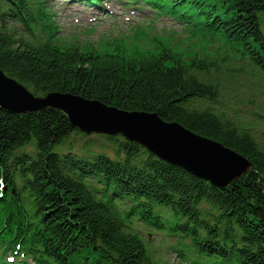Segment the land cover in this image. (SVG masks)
I'll return each instance as SVG.
<instances>
[{
    "label": "trees",
    "instance_id": "1",
    "mask_svg": "<svg viewBox=\"0 0 264 264\" xmlns=\"http://www.w3.org/2000/svg\"><path fill=\"white\" fill-rule=\"evenodd\" d=\"M145 2L176 14L191 36L221 40L223 60L248 59L264 79V0ZM56 33L42 0H0V68L36 95L156 113L252 170L221 189L121 137L102 136L109 155L64 152L78 132L61 111L0 107V263L10 254L14 264H158L135 222L174 239L193 264H264V143L233 106L219 107L218 64L165 49L103 54Z\"/></svg>",
    "mask_w": 264,
    "mask_h": 264
},
{
    "label": "rangeland",
    "instance_id": "2",
    "mask_svg": "<svg viewBox=\"0 0 264 264\" xmlns=\"http://www.w3.org/2000/svg\"><path fill=\"white\" fill-rule=\"evenodd\" d=\"M46 4L58 27V37L67 42H77L83 45L92 42L105 47V43L110 40L124 38L125 45H122L123 48L128 50L138 48L142 51L152 48V39L156 37L161 41L168 42L172 47L197 52L206 55L208 59L218 55V44L206 45L188 37L179 25L166 21H156L158 18L154 12H140L136 9L133 12L138 19H132L127 13L129 20H123L121 17L115 18L114 15H123L128 11L112 4L109 7L113 12L112 17L104 19L102 14L88 12L86 9L81 10L78 5H72L67 0H49ZM143 5H139L140 10H144ZM120 9H122L121 13H119ZM149 17L152 18V22L148 20ZM262 28L264 30V22ZM106 36H108V40L105 38ZM132 40H138L139 44L128 45L127 43ZM233 58L228 63L220 62V70L212 75L219 83L218 105L224 109L229 106H239L240 120L252 128L254 137L263 144L264 113H261L263 111L260 110H264V79L248 62ZM89 140L94 144L100 142L96 137L85 141V138L76 135H72L69 142L73 146H79L84 141L88 142ZM103 145L105 144L103 143ZM107 151L110 150L107 149ZM136 228L141 231L139 234L147 240L158 264H191L187 260L181 261V258L170 248L175 242L174 239L162 234L148 232L139 226Z\"/></svg>",
    "mask_w": 264,
    "mask_h": 264
},
{
    "label": "water",
    "instance_id": "3",
    "mask_svg": "<svg viewBox=\"0 0 264 264\" xmlns=\"http://www.w3.org/2000/svg\"><path fill=\"white\" fill-rule=\"evenodd\" d=\"M0 107L16 114L57 109L68 118L71 127L85 134H120L142 145L156 158L220 188L252 168L248 161L221 143L196 135L175 122H166L156 113L123 111L70 94L36 96L1 68Z\"/></svg>",
    "mask_w": 264,
    "mask_h": 264
}]
</instances>
